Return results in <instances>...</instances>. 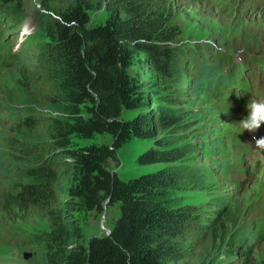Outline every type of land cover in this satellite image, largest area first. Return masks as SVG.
<instances>
[{
  "label": "trees",
  "instance_id": "16d2710c",
  "mask_svg": "<svg viewBox=\"0 0 264 264\" xmlns=\"http://www.w3.org/2000/svg\"><path fill=\"white\" fill-rule=\"evenodd\" d=\"M23 4L0 0V69L15 67L25 96L13 120L0 117V243L38 219L51 231L19 241L40 264H264L261 225L222 198L179 201L207 189L197 156L219 145L208 146L198 104L215 70L210 46L181 45L173 0H39L35 61L8 38ZM105 5L108 20L92 25L88 11ZM96 134L112 144L73 142ZM133 139L150 143L140 164L167 166L122 181L111 166ZM106 203L120 217L86 247L74 213Z\"/></svg>",
  "mask_w": 264,
  "mask_h": 264
},
{
  "label": "rangeland",
  "instance_id": "374dc122",
  "mask_svg": "<svg viewBox=\"0 0 264 264\" xmlns=\"http://www.w3.org/2000/svg\"><path fill=\"white\" fill-rule=\"evenodd\" d=\"M176 6V24L181 33V45L193 47L195 43L209 45L207 58L210 65L230 64L248 61L256 55L264 56V8L259 0H173ZM23 17L12 25L9 39L24 53L35 61L39 54L38 43L41 34L39 0H24ZM110 9L94 7L88 11L91 24H103L110 16ZM15 13V11L13 12ZM183 78V77H182ZM18 73L15 67L0 69V117L13 120L19 113L16 106L24 100V94L18 89ZM184 77L181 87L190 84ZM14 100V101H13ZM205 123L208 146L219 145L217 155L211 152L198 153L200 173L205 178L207 189L178 195L183 204H205L214 198L230 204L247 219L250 226L256 225L264 231V167L255 174L242 177L239 171H246L240 142L242 130L236 125L239 120L223 113L204 90L198 103ZM5 113H8L7 115ZM12 113V114H11ZM133 114H126L131 119ZM3 119V118H2ZM3 132L0 125V136ZM75 145H111V135L96 134L90 139L73 138ZM150 148V143L133 139L119 149L120 164H113L111 170L122 181L139 178L145 174L155 173L167 165H142L140 156ZM0 182L3 180L0 179ZM1 184V183H0ZM0 185V193L2 191ZM120 206H106L104 212L76 211L74 216L82 230V244L87 247L94 236H103L111 230L120 217ZM258 224V226H257ZM49 220L33 219L22 226L18 238L8 244L0 243V264H40L35 257L33 244L25 245L19 240L31 236H40L51 231ZM107 235V234H106ZM264 252V245L262 248ZM25 253L31 257L25 259Z\"/></svg>",
  "mask_w": 264,
  "mask_h": 264
},
{
  "label": "clouds",
  "instance_id": "9594fccd",
  "mask_svg": "<svg viewBox=\"0 0 264 264\" xmlns=\"http://www.w3.org/2000/svg\"><path fill=\"white\" fill-rule=\"evenodd\" d=\"M247 116L236 125L243 131L255 133L264 125V101L251 98L247 104ZM253 139H256L253 137ZM257 147H264V137L256 139Z\"/></svg>",
  "mask_w": 264,
  "mask_h": 264
},
{
  "label": "water",
  "instance_id": "95a60500",
  "mask_svg": "<svg viewBox=\"0 0 264 264\" xmlns=\"http://www.w3.org/2000/svg\"><path fill=\"white\" fill-rule=\"evenodd\" d=\"M108 205V203H106L105 204V206H104V209H106V206ZM107 232V235H109L110 234V230L108 229V230H106ZM24 257H25V259H28V258H30L31 257V254H27V253H25V255H24Z\"/></svg>",
  "mask_w": 264,
  "mask_h": 264
},
{
  "label": "bare ground",
  "instance_id": "6f19581e",
  "mask_svg": "<svg viewBox=\"0 0 264 264\" xmlns=\"http://www.w3.org/2000/svg\"><path fill=\"white\" fill-rule=\"evenodd\" d=\"M41 32V31H40ZM14 101V100H13ZM6 115L8 114V113H5ZM12 114V113H11ZM248 171V170H247ZM245 172V171H244Z\"/></svg>",
  "mask_w": 264,
  "mask_h": 264
},
{
  "label": "built area",
  "instance_id": "2783aa9c",
  "mask_svg": "<svg viewBox=\"0 0 264 264\" xmlns=\"http://www.w3.org/2000/svg\"><path fill=\"white\" fill-rule=\"evenodd\" d=\"M107 232V231H106ZM107 234V233H106Z\"/></svg>",
  "mask_w": 264,
  "mask_h": 264
}]
</instances>
